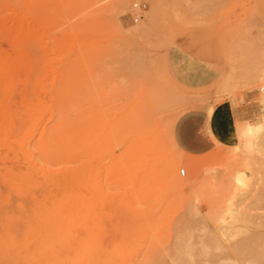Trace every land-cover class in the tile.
Listing matches in <instances>:
<instances>
[{
    "label": "rangeland",
    "instance_id": "374dc122",
    "mask_svg": "<svg viewBox=\"0 0 264 264\" xmlns=\"http://www.w3.org/2000/svg\"><path fill=\"white\" fill-rule=\"evenodd\" d=\"M135 1L147 10L132 23ZM180 55L212 81L183 83ZM0 84V118L31 129L22 148L0 132V193L28 166L66 175L70 234L30 264L83 244L80 264H264V0H0ZM214 109L226 139L182 149L176 120ZM58 124L65 148L41 153Z\"/></svg>",
    "mask_w": 264,
    "mask_h": 264
},
{
    "label": "bare ground",
    "instance_id": "6f19581e",
    "mask_svg": "<svg viewBox=\"0 0 264 264\" xmlns=\"http://www.w3.org/2000/svg\"><path fill=\"white\" fill-rule=\"evenodd\" d=\"M115 2H121L122 0H113ZM17 24V23H16ZM20 26V25H19ZM18 29V28H17ZM30 44V43H29ZM35 44V43H34ZM31 46V45H30ZM27 47V46H26ZM16 53V52H15ZM12 57L14 55H11ZM14 59V58H13ZM19 59V58H17ZM23 59V58H22ZM2 66V65H1ZM16 66V65H15ZM26 67V66H25ZM3 68V66H2ZM5 68V67H4ZM3 68V69H4ZM16 70V69H15ZM10 73V72H9ZM33 74V72L31 73ZM8 80V79H6ZM11 80V79H10ZM26 82V81H25ZM1 85V84H0ZM27 85V84H26ZM9 87V86H8ZM8 87L4 88L3 91H0V93L4 96L9 90ZM11 87V85H10ZM9 87V89H11ZM14 87V86H13ZM12 87V88H13ZM30 87V86H29ZM1 90V89H0ZM32 93V92H31ZM26 94V93H25ZM7 95V94H6ZM32 95V94H31ZM26 96H28L26 94ZM30 97V96H28ZM33 97V96H32ZM31 97V98H32ZM42 97V96H41ZM17 98V97H16ZM1 99V97H0ZM12 99V98H11ZM25 99V98H24ZM29 99V98H28ZM42 100V99H41ZM21 101V100H20ZM34 101V100H33ZM40 101V100H39ZM2 102V101H1ZM13 102V101H12ZM19 102V101H18ZM28 102V100H27ZM11 103V102H10ZM24 103V102H23ZM29 103V102H28ZM7 104V103H6ZM12 104V103H11ZM14 104V102H13ZM21 104V103H20ZM3 108H7L4 111L8 110V107H4V104H2ZM1 105V106H2ZM26 105V104H25ZM24 105V106H25ZM30 105V103H29ZM32 105V104H31ZM34 105V104H33ZM37 106V105H36ZM28 107V105H27ZM34 108V107H33ZM43 108V107H42ZM59 108V107H58ZM11 109V108H10ZM9 109V110H10ZM28 111H26V113L28 112L29 114L31 113V115L33 114L31 110L32 106H30V108ZM8 110V112H9ZM36 110V109H35ZM41 110V109H40ZM44 110V108L42 109ZM47 110V109H46ZM45 110V111H46ZM31 111V112H30ZM11 112H15L16 111H11ZM40 112V111H39ZM25 113V112H24ZM10 115H12L11 113H9ZM28 114L27 120L25 121V123H30L29 120L33 119L32 117H30V115ZM26 115V114H25ZM7 116V114L5 115ZM18 116V115H17ZM33 116H35V114H33ZM4 117V116H3ZM8 118V120H7ZM4 119V118H3ZM2 118H0V120L2 121L0 123V132L1 134L5 133L7 135V137L5 138L6 140H2L3 145H9L10 147L13 145H16V147L18 146L19 148H22V144L23 141L25 140V138L28 137L29 134V129L30 128H18L17 130L15 129L14 125H13V119L9 118V116L5 117V121H3ZM64 119V118H63ZM17 121V120H16ZM15 121V122H16ZM34 121V120H33ZM31 121V123L33 122ZM18 122V121H17ZM22 122V121H21ZM30 125V124H29ZM33 126V124H31ZM65 125V124H64ZM64 125H59L56 126V128L54 127L55 131L57 129V137L56 138H52L50 141H47V143H44L40 148V152L42 153H48L50 156H52V153H50V149L52 147H58V151H60V147H64L66 146L65 142H66V131H65V126ZM21 125H19L20 127ZM24 127V126H23ZM31 130V129H30ZM33 130V129H32ZM3 131V132H2ZM32 133V132H31ZM49 135V133L47 134ZM54 137L56 136V134H54ZM51 135V136H53ZM4 137V136H3ZM45 138V137H44ZM30 139V138H29ZM49 139V138H48ZM28 140V139H27ZM29 141V140H28ZM43 142H45L44 140H41ZM2 147H5L3 146ZM26 145V143H25ZM28 145V144H27ZM24 148V147H23ZM26 148V147H25ZM65 148V147H64ZM6 149L8 150V147H6ZM19 151V149H17ZM21 150V149H20ZM65 150V149H63ZM16 152V150H14ZM14 154L15 157H17L19 154H22L24 157L25 151L23 153L18 152ZM66 151V150H65ZM9 152V151H8ZM11 152V150H10ZM7 153V152H6ZM65 153V152H64ZM67 153V152H66ZM10 154V153H9ZM26 154V153H25ZM59 154V153H58ZM68 154V153H67ZM66 154V155H67ZM11 155V154H10ZM17 155V156H16ZM36 155V154H35ZM6 156V155H5ZM21 156V155H20ZM19 156V157H20ZM31 156V155H30ZM43 156V155H42ZM61 156V154H60ZM64 156V155H62ZM12 157V156H11ZM14 157V158H15ZM48 157V156H47ZM13 158V157H12ZM26 158V156L24 157ZM50 158V157H49ZM19 159V158H18ZM27 160V159H26ZM25 161V160H24ZM28 162V160H27ZM43 162V161H41ZM61 162V161H60ZM33 163V161H32ZM61 164V163H60ZM62 165V164H61ZM60 165V166H61ZM28 166V165H26ZM36 166V165H35ZM12 168V167H11ZM6 169V168H5ZM13 170H15L13 168ZM25 170V169H24ZM40 170V169H39ZM16 172H11V176L9 177L10 180V185H9V189L6 188L7 192L6 193H0V264H30V260H33L34 257L37 255L39 257H41L42 252L47 249L48 247L49 250L52 249V237H54L56 234L60 237H63L65 235H69L70 232H66L65 230L63 231V229L60 228L59 226V222H64L65 225L71 222V217L69 216V214L67 212L66 209V204H68V196H67V191L63 188L60 187L59 183L65 182L66 181V175H59L61 173L57 172L56 175L59 176H45L44 173L43 175L45 177L41 178H36L35 177V172L34 174H32V170L28 168H26L25 171H19L15 170ZM60 171V170H59ZM45 172V171H44ZM54 172V171H53ZM6 175H8L9 173H5ZM50 174V173H49ZM78 176V174H77ZM3 175H0L1 181L3 179ZM6 177V178H8ZM5 179V177H4ZM9 180V179H8ZM41 180V181H40ZM42 185L41 192L38 194L36 192V195L34 194L37 186ZM57 185V186H56ZM35 190V191H34ZM34 191V192H33ZM38 191V190H37ZM2 192V191H1ZM15 195L12 196V195ZM38 194V195H37ZM74 199H77L74 197ZM80 200V199H78ZM71 203V202H70ZM72 205H74L72 203ZM76 205V204H75ZM78 206H76L77 208L79 207V203H77ZM82 205V203H81ZM80 205V206H81ZM87 205V204H86ZM68 206V205H67ZM81 208V207H80ZM79 208V209H80ZM77 214V213H76ZM79 214V213H78ZM91 215V214H90ZM93 216V215H92ZM211 216V215H210ZM77 217V215H76ZM84 217V216H83ZM86 217V216H85ZM49 221H53L51 224H49ZM67 221V222H66ZM218 221H220V218L218 219ZM222 221V220H221ZM38 222H40L42 224V226H36ZM49 222V223H48ZM72 223V222H71ZM70 223V224H71ZM65 225L63 227H65ZM198 225V224H197ZM186 226V225H185ZM39 227V228H37ZM69 227V224H68ZM66 225V228H68ZM68 230V229H66ZM62 231V232H61ZM242 231V230H241ZM40 234V238L41 240L39 242H34L33 244L31 243L28 244L27 243V237L30 235H34V234ZM67 233V234H66ZM225 233V232H224ZM59 234H64L63 236L59 235ZM97 234V232H96ZM56 235V236H57ZM31 237V236H30ZM67 237V236H66ZM29 238V237H28ZM57 240H60L58 239ZM211 238V237H210ZM31 239V238H29ZM87 239V238H86ZM194 239V238H193ZM56 240V242H57ZM88 240V239H87ZM196 240V239H195ZM91 241V240H90ZM96 241V240H95ZM87 242V241H86ZM85 242V243H86ZM93 242V241H92ZM194 242V241H193ZM58 243V242H57ZM60 243V242H59ZM76 243V242H75ZM96 243V242H95ZM87 244V243H86ZM85 244V246H86ZM215 244V242H214ZM218 244V243H217ZM241 244V243H240ZM57 245V244H56ZM59 245V244H58ZM94 245V244H93ZM231 245V244H230ZM66 246V245H65ZM81 248L79 249H74L73 251V256H69V255H65V256H59L56 255V253H52L50 255H48L47 257H43L41 258V262L40 264H80L82 261V257L84 256L82 247L83 246L80 245ZM78 245V247H80ZM196 246V245H195ZM60 247V246H59ZM58 247V248H59ZM73 247V246H72ZM89 246L87 245V248ZM178 247V245H177ZM220 247V246H219ZM232 246H228V245H224V248L226 251L225 253H223L222 257H225L226 259H230L231 257L236 258L235 251L236 248L235 246L233 247L234 249L231 250ZM240 247V246H239ZM62 248V247H61ZM66 248L68 249V246H66ZM85 248V247H84ZM93 249V248H92ZM179 249V248H178ZM66 250V249H65ZM64 250V251H65ZM69 250V249H68ZM73 250V249H72ZM87 249L84 250V252H86ZM89 250V249H88ZM87 250V251H88ZM91 250V249H90ZM94 251V250H93ZM241 251L243 250H239V254H241ZM69 252V251H68ZM238 252V250L236 251ZM178 253V251H177ZM203 253V252H202ZM221 253V252H219ZM243 253V252H242ZM72 254V253H71ZM174 254V253H173ZM205 254V253H204ZM87 256V255H86ZM177 256V255H176ZM175 256V257H176ZM184 256V255H183ZM192 256V255H191ZM217 256V255H216ZM220 256V255H219ZM243 256V255H242ZM178 257V256H177ZM193 257V256H192ZM184 258V257H183ZM189 258V257H188ZM201 258V257H200ZM203 258V257H202ZM201 258V259H202ZM238 258V257H237ZM93 258H91L92 260ZM96 259V258H95ZM200 259V260H201ZM208 259V258H206ZM239 259V258H238ZM87 260V259H86ZM199 260V261H200ZM205 258H203V260H201L200 262L204 261ZM95 263L98 260H93ZM194 261V260H193ZM193 261L190 262V264H193ZM199 261L198 264L200 263ZM208 260L204 261L207 262ZM210 261V260H209ZM208 261V262H209ZM87 262V261H86ZM173 262V261H172ZM176 262V261H175ZM179 262V261H178ZM185 262V261H184ZM239 262V261H238ZM35 264V262H34ZM87 264V263H86ZM97 264V263H96ZM177 264V262H176ZM179 264V263H178ZM197 264V263H196Z\"/></svg>",
    "mask_w": 264,
    "mask_h": 264
},
{
    "label": "crops",
    "instance_id": "0c3cea01",
    "mask_svg": "<svg viewBox=\"0 0 264 264\" xmlns=\"http://www.w3.org/2000/svg\"><path fill=\"white\" fill-rule=\"evenodd\" d=\"M187 65L177 66V77L190 86H202L210 83L213 73L201 67L185 55H180ZM223 109H214L210 117L203 111L187 114L176 120L173 134L178 145L189 153H204L212 146L208 134L216 140H225V121Z\"/></svg>",
    "mask_w": 264,
    "mask_h": 264
},
{
    "label": "built area",
    "instance_id": "2783aa9c",
    "mask_svg": "<svg viewBox=\"0 0 264 264\" xmlns=\"http://www.w3.org/2000/svg\"><path fill=\"white\" fill-rule=\"evenodd\" d=\"M132 10L135 12L131 16L132 23H137L142 19V14L147 10V4L144 1H135L131 4ZM181 174H184V170H181Z\"/></svg>",
    "mask_w": 264,
    "mask_h": 264
}]
</instances>
